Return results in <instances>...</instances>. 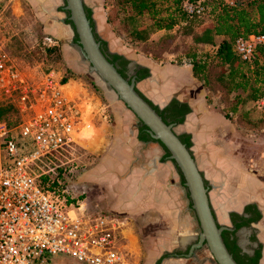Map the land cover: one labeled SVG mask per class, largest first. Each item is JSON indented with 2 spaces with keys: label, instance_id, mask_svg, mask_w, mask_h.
Wrapping results in <instances>:
<instances>
[{
  "label": "crops",
  "instance_id": "obj_1",
  "mask_svg": "<svg viewBox=\"0 0 264 264\" xmlns=\"http://www.w3.org/2000/svg\"><path fill=\"white\" fill-rule=\"evenodd\" d=\"M35 2L47 4L45 0ZM55 30L70 35L68 26L60 24ZM111 52L132 63L131 73L140 77L136 89L144 99L160 108L176 101L189 109L173 131L189 140L217 223L232 227L231 215L248 219L245 208L249 207L261 217L251 227L264 244V149L253 153L264 145V134H256L238 116L227 118L221 107L210 102L190 64L156 62L129 50ZM94 100L88 116L82 107L84 129L77 138L83 146L100 145L102 151L98 161L77 179L83 191L81 209L86 215H108L123 222L120 245L130 264H215L205 247H197L200 228L189 191L166 149L134 131L136 123L121 102L111 104L113 109L121 108L122 114L111 113L110 124L96 118L102 105ZM246 132L255 133L253 140L259 142L245 144ZM250 233L238 230L242 247L252 245L247 241Z\"/></svg>",
  "mask_w": 264,
  "mask_h": 264
},
{
  "label": "built area",
  "instance_id": "obj_2",
  "mask_svg": "<svg viewBox=\"0 0 264 264\" xmlns=\"http://www.w3.org/2000/svg\"><path fill=\"white\" fill-rule=\"evenodd\" d=\"M207 1L183 0L181 7L189 17L201 16ZM222 1L234 7L239 0ZM13 2L0 0V110L10 107L20 116L15 126L0 118V264H49L56 256L77 264H130L120 245V219L86 215L79 202L74 205L41 174L33 175L37 163L80 146L85 99L80 92L67 94L59 73L25 70L7 52L2 27ZM262 45L264 35L239 37L233 52L248 62ZM255 106L264 109V96Z\"/></svg>",
  "mask_w": 264,
  "mask_h": 264
},
{
  "label": "rangeland",
  "instance_id": "obj_3",
  "mask_svg": "<svg viewBox=\"0 0 264 264\" xmlns=\"http://www.w3.org/2000/svg\"><path fill=\"white\" fill-rule=\"evenodd\" d=\"M45 1L48 2L49 0ZM83 2L90 11L97 36L105 39L111 50H129V53L140 55L144 59L182 64L183 53L188 47L192 46L191 36L184 35L179 29L170 32L146 33L144 29L151 24L148 17H131L128 10L118 5L119 0H83ZM49 5H53V3L35 5L28 0H14L7 10L2 27L7 52L25 70L38 73H47L54 70L65 81L71 80L72 92L79 93L82 91L88 98L83 104V107L87 109L86 116L89 115V109L95 104L94 98H96L101 101L100 105H102V109L100 108L95 114L96 118H105L106 123L110 124L112 115L109 105L113 103L93 83V80L86 75V72L82 71L81 67L76 65L78 68H75V64H71L73 59L76 61L79 57L72 48L67 49L68 46L66 47L63 41L69 38L66 31L59 30L58 34L51 31L55 30L53 27H58L57 24H54L51 30L49 29L51 25L48 15L44 14L49 11ZM133 31L146 35L148 39L144 42L135 39L132 34ZM199 47L203 52L214 54L215 50L211 47ZM185 61L186 64H189L187 59ZM209 66L208 70L211 71L209 80L211 81L209 83L206 82L203 86L208 92L209 101L214 102L217 107H221L226 113L225 107L233 105L236 95L240 94L243 99L246 94L240 91L235 94H226L221 84L216 80L221 67L215 62H210ZM87 92L91 94L90 98ZM93 95L95 96L94 98L92 97ZM102 112L104 117L100 115ZM237 113L243 119L242 122L246 124V127L251 128L253 126L247 122L254 123L257 126L252 127L255 130L254 132H257L256 134H264V124H260L261 122L264 123V112L258 109L253 102L240 104ZM5 120L11 126H15L20 122V116L14 111L6 115ZM91 120L99 126L95 117L91 118ZM88 133L91 134L93 132L89 130ZM246 133L248 137L244 139L245 144L259 142V140H253L256 138L255 133ZM106 136L103 135L104 139ZM93 145L83 146V144H80V146L70 150L69 153L58 155L42 163L39 162L33 168V175L41 174L54 192L63 195L74 205L78 206V203H75L82 201L83 191L80 188L81 181L79 182L80 184H77V179H81L82 175L98 161L102 151L100 145L98 147ZM263 149L264 145L261 149L256 148L253 153L259 150L262 152ZM247 241L255 245L252 236L248 237ZM49 264L77 263L69 258L56 256L51 258ZM257 264H264V257Z\"/></svg>",
  "mask_w": 264,
  "mask_h": 264
},
{
  "label": "trees",
  "instance_id": "obj_4",
  "mask_svg": "<svg viewBox=\"0 0 264 264\" xmlns=\"http://www.w3.org/2000/svg\"><path fill=\"white\" fill-rule=\"evenodd\" d=\"M182 1L119 0L118 5L128 10L131 17L147 16L151 24L144 29L146 33L170 32L179 29L184 35H190L192 46L185 50L181 61L185 59L189 61L194 77L203 85L211 81L209 80L211 71L208 70L210 62L217 63L221 71L216 80L226 94H235L239 91L246 94L243 99L240 94L236 95L233 105L225 107L227 118L239 117L237 112L240 104L253 102L255 105V102L264 96V45L256 47L248 62H242L234 54L233 46L239 37L264 35V0H239L234 7H228L222 0H208L205 12L201 16L194 17H189L184 13L181 7ZM132 34L135 39L142 42L148 39L146 35L137 31H133ZM217 38H220V41ZM199 46L211 47L215 50L214 54L201 51ZM113 59L116 60L118 57L114 56ZM125 64L126 62H121L123 67ZM186 111V108L178 109L174 116L176 122L182 121ZM262 111L264 112V109ZM12 112L14 110L10 107L1 109V120L7 123L5 117ZM247 123L252 124V127H257L254 123ZM183 142L189 145L187 138ZM41 180L46 181L45 177ZM259 218V214L256 213L253 221ZM225 243L237 261L238 248L234 242L225 239ZM259 256L257 252L252 261L253 264H257ZM237 263L240 264L238 261Z\"/></svg>",
  "mask_w": 264,
  "mask_h": 264
},
{
  "label": "water",
  "instance_id": "obj_5",
  "mask_svg": "<svg viewBox=\"0 0 264 264\" xmlns=\"http://www.w3.org/2000/svg\"><path fill=\"white\" fill-rule=\"evenodd\" d=\"M65 3L64 9L69 13L68 20L73 28L69 27L70 34L75 33L78 42L75 44L71 38L64 42L77 53L79 59L75 61L76 65L82 67L86 75L103 92L111 91L115 99L130 110L145 127L143 132L168 151V158L176 164L184 177L192 210L199 223L197 247H206L215 264H238L223 239V233L232 229L216 223L208 199V189L189 148L174 133L175 124L165 123L156 110L137 92L135 78L130 81L124 78L105 56L83 0H65ZM101 84L105 86V90ZM244 230L250 231L245 228Z\"/></svg>",
  "mask_w": 264,
  "mask_h": 264
},
{
  "label": "flooded vegetation",
  "instance_id": "obj_6",
  "mask_svg": "<svg viewBox=\"0 0 264 264\" xmlns=\"http://www.w3.org/2000/svg\"><path fill=\"white\" fill-rule=\"evenodd\" d=\"M28 1L30 3H32V4L36 3L35 0H28ZM54 1L55 0H49L48 2H46V3H49V4L51 2V3H53V5H49L48 6V7H50L49 11L44 13L45 15H48L49 23L51 25L49 29L51 30L54 24L55 25L56 24L57 25L62 24V25H64V27L68 26V27L72 28V25H71V23L68 20L69 13L64 9L65 6H66L65 0H56L55 1L56 3ZM88 11H89V9L86 7L87 15L89 16V18L91 20V23H92V26L94 28L92 16L90 14V11H89V14H88ZM53 29H55V27H53ZM51 31L56 32V30H51ZM95 36H96L97 40L100 42V44H101V49H102L103 53L108 58V60L116 66V68L118 69L119 73L124 78L128 79L129 81L132 80L133 78H135V84H136V81L140 80V77L138 76V74H136V72L135 73L134 72L131 73V67L133 66L132 63H128V60H126V58L123 55L112 53L111 52V48H109V44L106 42V40L101 38V37H99V36H97V34H95ZM68 37L72 38V40H73V42L75 44L78 42V39L76 38V34L75 33H73L72 35H69ZM114 56L118 57V59H116V60L113 59ZM121 62H126L124 67L121 65ZM146 77H144V78H146ZM147 102L156 110V112L161 116L163 121L165 123H167V124H176V123H178L174 119L175 113L178 112V109H180V108H184L185 109L186 108L187 111L185 112V114H183V118L185 117L186 114L189 113V109L185 105L180 104V103H178L176 101H172L168 106L163 107V108H160L158 106L153 105L150 101H147ZM109 106H110V112L112 114H116V115L122 114V111L120 110L121 108H114L113 109L111 105H109ZM126 110L129 111L128 113L133 118L134 123H136V125H138V127L134 131H138V135L145 134L143 132L145 127L141 125L139 120L136 118V116L130 110H128V109H126ZM115 111L117 113H115ZM185 139H183V140H185ZM183 140L181 139L182 142H183ZM189 146H190V143H189V145H187V147L189 148ZM167 153H168V151H167ZM168 155H169V153H168ZM205 186H206V183H205ZM245 212L250 213V217L248 219H245V217L239 216L237 214L234 215V216L231 215L232 227H226V228H229V229H232V230L231 231H225L223 233V239H224V242H225V239L227 241H229V242H234V244L238 248V253H236V256H237V261L240 264H253L252 261L256 257L257 252H259V254H260L258 261L263 259V257H264V244L259 241V239L257 238V233L254 232V230L251 227V224L254 222L253 218L256 216V213L254 211H252L251 208H249V207L245 208ZM260 218L258 220H260ZM216 223H217V221H216ZM122 226H123V222H122ZM219 226H221V225H219ZM238 226H240V227H238ZM222 227H225V226H222ZM238 228H240V229H243V228L249 229L250 232H251L249 237H251V236L253 237V240L255 241V245H247V246L242 247L240 245V243H239V237L237 235L238 230H240ZM260 248H261V250H260Z\"/></svg>",
  "mask_w": 264,
  "mask_h": 264
},
{
  "label": "bare ground",
  "instance_id": "obj_7",
  "mask_svg": "<svg viewBox=\"0 0 264 264\" xmlns=\"http://www.w3.org/2000/svg\"><path fill=\"white\" fill-rule=\"evenodd\" d=\"M64 40H66V39H64ZM63 40V41H64ZM65 44H66V47H67V43L65 42ZM67 49H71V47H67ZM69 58V57H68ZM72 58H74V57H72ZM78 59V58H77ZM77 61V60H76ZM72 63H74L75 64V66H76V63H75V59H73L72 60V62H71V64ZM75 68H78L77 66L75 67ZM81 69H82V71H84V69L81 67ZM85 72V71H84ZM71 80H67V83H65V85H64V88H65V90H66V92H67V94H69V95H78V93L77 94H75V93H73L72 92V90H71ZM101 86H102V88L105 90V86L103 85V84H101ZM68 90V91H67ZM70 92V93H69ZM105 92V95H106V97L113 103V104H116V103H120L119 101H117L116 99H115V97H114V95H113V93H111V91H104ZM81 93V95H83L84 96V99H85V101H86V99H88L87 97H86V95H85V93L84 92H80ZM88 94V93H87ZM90 95L91 94H88V96H89V98H90ZM85 101H83L82 102V107H83V104H84V102ZM82 107H81V115H80V118H79V123H78V133H81V131L84 129V122H83V120H82ZM77 133V134H78ZM77 142L79 143V140H78V138H77ZM81 143H79V145H80Z\"/></svg>",
  "mask_w": 264,
  "mask_h": 264
}]
</instances>
